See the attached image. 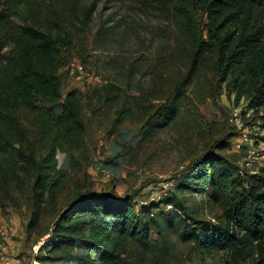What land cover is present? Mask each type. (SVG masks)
<instances>
[{"label":"rangeland","instance_id":"rangeland-1","mask_svg":"<svg viewBox=\"0 0 264 264\" xmlns=\"http://www.w3.org/2000/svg\"><path fill=\"white\" fill-rule=\"evenodd\" d=\"M54 2L56 11L73 21V42L59 72L61 98L40 105L57 116L66 94H75L86 137L80 150L57 153V168L65 172V180L39 208L32 205L28 175L0 185V238H6V260L39 264L54 255L34 246L48 237L62 211L86 193L127 199L135 213L153 204L210 228L232 224L231 196L247 193L251 182L264 176V104L248 107L229 78L216 71L204 9L193 11V42L172 13L146 10L139 0H76L73 15L74 3ZM92 3L94 9L85 16ZM173 101L178 106L174 120L148 137L145 132L156 110ZM23 123L30 126L26 118ZM212 160L231 168L217 202L210 186L204 185L202 194L181 189L192 176L207 172ZM168 197L182 210L164 208ZM151 238L154 250L139 252L131 264L250 262L245 256L250 242L242 233L238 244L221 252L200 251L181 242L177 233H170L165 243L154 232ZM67 251L73 257L84 253L76 246L56 256Z\"/></svg>","mask_w":264,"mask_h":264},{"label":"trees","instance_id":"trees-1","mask_svg":"<svg viewBox=\"0 0 264 264\" xmlns=\"http://www.w3.org/2000/svg\"><path fill=\"white\" fill-rule=\"evenodd\" d=\"M54 1L0 0V185L28 175L34 208L52 197L65 180V172L57 168V153L80 150L86 137L75 94H66L57 116L40 105L61 98L59 72L66 65L64 52L73 42V21L56 11ZM68 1L74 3L70 6L73 15L76 0ZM139 3L146 10L172 13L193 42V11L204 9L216 71L229 78L248 107L264 104V0ZM94 6L92 3L86 9L85 16ZM177 107L173 101L156 110L145 134L150 137L173 121ZM24 118L30 126L23 123ZM208 167L207 172L186 180L181 189L202 194L204 185L210 186L214 190L211 197L217 202L231 168L216 160ZM263 188L264 176H257L247 193L231 196L228 223L232 224L220 229L153 204L135 213L131 201L114 194H83L62 211L47 233L39 251L46 247L55 254L45 256L39 264H131L139 252L154 250L152 232L161 237L162 243L170 233H177L181 242L192 243L204 252L225 251L238 244L242 233L250 242L245 253L249 264H264ZM162 204L182 210L172 197ZM76 246L84 252L81 256L73 257L69 251L56 256L57 251Z\"/></svg>","mask_w":264,"mask_h":264},{"label":"built area","instance_id":"built-area-1","mask_svg":"<svg viewBox=\"0 0 264 264\" xmlns=\"http://www.w3.org/2000/svg\"><path fill=\"white\" fill-rule=\"evenodd\" d=\"M148 188H151L148 187ZM47 236L44 237V239H41L35 246H34V249H38L39 246H41L44 241L46 240ZM6 238L1 236L0 238V264H10L9 261L6 260L5 258V255H6V252H7V247L4 245L5 244V241Z\"/></svg>","mask_w":264,"mask_h":264}]
</instances>
